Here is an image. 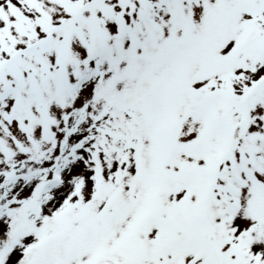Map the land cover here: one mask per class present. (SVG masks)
I'll list each match as a JSON object with an SVG mask.
<instances>
[{
    "label": "snow or ice",
    "instance_id": "1",
    "mask_svg": "<svg viewBox=\"0 0 264 264\" xmlns=\"http://www.w3.org/2000/svg\"><path fill=\"white\" fill-rule=\"evenodd\" d=\"M0 264H264V0H0Z\"/></svg>",
    "mask_w": 264,
    "mask_h": 264
}]
</instances>
